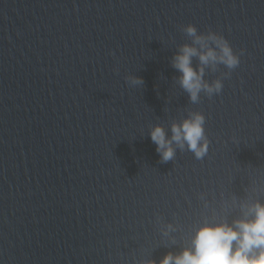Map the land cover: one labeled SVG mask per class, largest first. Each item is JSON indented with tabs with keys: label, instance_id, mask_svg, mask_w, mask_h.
<instances>
[{
	"label": "water",
	"instance_id": "1",
	"mask_svg": "<svg viewBox=\"0 0 264 264\" xmlns=\"http://www.w3.org/2000/svg\"><path fill=\"white\" fill-rule=\"evenodd\" d=\"M196 35L239 63L173 66ZM141 82H135V81ZM203 117L198 159L172 126ZM160 126L174 156L151 139ZM264 205V0H0V264H161Z\"/></svg>",
	"mask_w": 264,
	"mask_h": 264
},
{
	"label": "clouds",
	"instance_id": "2",
	"mask_svg": "<svg viewBox=\"0 0 264 264\" xmlns=\"http://www.w3.org/2000/svg\"><path fill=\"white\" fill-rule=\"evenodd\" d=\"M188 35L195 37V43L201 45L204 51H198L196 47L184 45L174 57L173 66L182 76L180 83L190 93L193 101H196L201 88L209 93L219 91L221 84L217 81L214 87L202 82L203 68L199 73L191 66V59L198 56L201 64L221 62L229 68L238 65L239 60L233 54L228 42L223 37L215 35L207 39L212 40L219 49L217 52L205 43V38L196 35V28L188 25L185 28ZM135 82H141L139 80ZM203 117L195 115L191 120H185L182 125L172 126V140L183 147L187 142L188 147L198 159L207 152V145H200L204 139ZM151 139L157 145V151L161 153L164 161L171 160L174 150L171 141L166 139L165 131L157 126L151 132ZM251 219L237 220L232 226L227 223L216 225L206 224L197 230L192 241V249L184 250L179 256L171 254L165 256L161 264H264V205L259 203L250 209Z\"/></svg>",
	"mask_w": 264,
	"mask_h": 264
}]
</instances>
